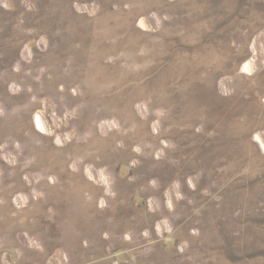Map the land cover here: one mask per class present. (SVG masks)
I'll return each mask as SVG.
<instances>
[{"label":"rangeland","instance_id":"obj_1","mask_svg":"<svg viewBox=\"0 0 264 264\" xmlns=\"http://www.w3.org/2000/svg\"><path fill=\"white\" fill-rule=\"evenodd\" d=\"M0 264H264V0H0Z\"/></svg>","mask_w":264,"mask_h":264}]
</instances>
